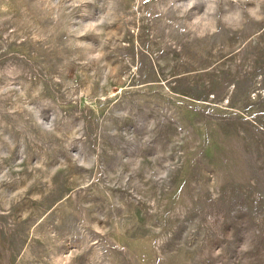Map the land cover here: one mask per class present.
<instances>
[{
    "label": "rangeland",
    "instance_id": "1",
    "mask_svg": "<svg viewBox=\"0 0 264 264\" xmlns=\"http://www.w3.org/2000/svg\"><path fill=\"white\" fill-rule=\"evenodd\" d=\"M0 264H264V0H0Z\"/></svg>",
    "mask_w": 264,
    "mask_h": 264
}]
</instances>
